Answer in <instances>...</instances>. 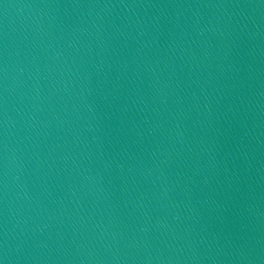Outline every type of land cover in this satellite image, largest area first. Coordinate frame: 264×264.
I'll return each mask as SVG.
<instances>
[{
    "label": "water",
    "instance_id": "1",
    "mask_svg": "<svg viewBox=\"0 0 264 264\" xmlns=\"http://www.w3.org/2000/svg\"><path fill=\"white\" fill-rule=\"evenodd\" d=\"M0 264H264V0H0Z\"/></svg>",
    "mask_w": 264,
    "mask_h": 264
}]
</instances>
